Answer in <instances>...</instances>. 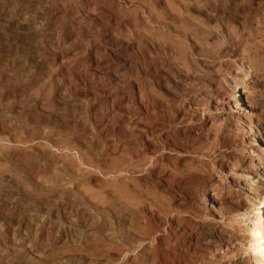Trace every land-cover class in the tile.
<instances>
[{
  "label": "rangeland",
  "instance_id": "rangeland-1",
  "mask_svg": "<svg viewBox=\"0 0 264 264\" xmlns=\"http://www.w3.org/2000/svg\"><path fill=\"white\" fill-rule=\"evenodd\" d=\"M262 196L264 0H0V264H264Z\"/></svg>",
  "mask_w": 264,
  "mask_h": 264
},
{
  "label": "bare ground",
  "instance_id": "bare-ground-1",
  "mask_svg": "<svg viewBox=\"0 0 264 264\" xmlns=\"http://www.w3.org/2000/svg\"><path fill=\"white\" fill-rule=\"evenodd\" d=\"M241 91V90H240ZM244 92H246L245 90H244ZM235 93V92H234ZM241 94V93H240ZM240 94H238V96H237V98L238 99H240V100H242V97L240 96ZM242 104H244V103H242ZM233 108V107H232ZM247 129V128H246ZM206 196V195H205ZM256 196V195H255ZM213 197H216V196H213ZM251 197V196H250ZM209 198H210V196H209ZM212 198V197H211ZM254 198V197H253ZM203 199V198H202ZM206 200H207V202L209 201V199H208V197L207 198H205ZM258 200V199H257ZM256 200V201H257ZM204 202V201H203ZM254 202H255V200H254ZM260 202V204H261V208H264V196H262L261 197V200L259 201ZM254 204H256V203H254ZM259 204V203H258ZM209 205V204H208ZM250 205H252V204H250ZM255 206V205H254ZM253 207V206H252ZM257 207V206H256ZM255 209V208H254ZM251 210H253V209H251ZM260 210H262V209H260ZM254 211V210H253ZM263 211V210H262ZM257 214H258V212H257ZM262 221L264 222V213H263V215H262ZM261 233V232H260ZM257 235V234H256ZM255 235V236H256ZM261 235V234H260ZM259 241V240H258ZM256 242V241H255ZM263 242V241H262ZM261 243V242H260ZM259 244V243H258ZM256 246V245H255ZM259 247V246H258ZM261 248V247H260ZM260 250V249H259ZM260 252V251H259Z\"/></svg>",
  "mask_w": 264,
  "mask_h": 264
}]
</instances>
